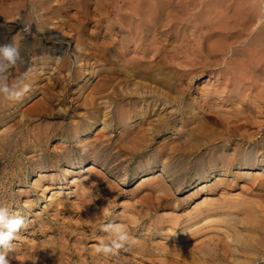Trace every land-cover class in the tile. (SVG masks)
I'll list each match as a JSON object with an SVG mask.
<instances>
[{
  "label": "rangeland",
  "instance_id": "1",
  "mask_svg": "<svg viewBox=\"0 0 264 264\" xmlns=\"http://www.w3.org/2000/svg\"><path fill=\"white\" fill-rule=\"evenodd\" d=\"M261 1L0 0V43L21 52L5 82L30 85L19 101L0 97V206L26 220L11 264H264V167H222L237 145L264 152ZM227 125L254 142L229 141ZM179 144L192 158L160 157ZM107 222L129 227L135 245L96 254Z\"/></svg>",
  "mask_w": 264,
  "mask_h": 264
},
{
  "label": "bare ground",
  "instance_id": "2",
  "mask_svg": "<svg viewBox=\"0 0 264 264\" xmlns=\"http://www.w3.org/2000/svg\"><path fill=\"white\" fill-rule=\"evenodd\" d=\"M42 1V0H41ZM44 1V0H43ZM40 2V1H39ZM261 2H263V0L261 1ZM35 3V2H34ZM48 4H51V3H48ZM39 5H40V3H39ZM46 6V5H45ZM45 6H43V7H45ZM260 6H261V4H260ZM264 6V5H263ZM37 7V6H36ZM42 7V6H41ZM47 8V7H46ZM44 11V10H43ZM45 12V11H44ZM263 13V12H262ZM263 15V14H262ZM41 20V19H40ZM46 20V19H45ZM5 22V21H4ZM48 22V21H47ZM44 23V22H43ZM45 24V23H44ZM157 24V23H156ZM6 25V24H5ZM46 25V24H45ZM264 25V24H263ZM3 26H4V24H3ZM8 26V25H7ZM11 28H13V27H11ZM50 28V27H49ZM260 28H262V27H260ZM10 29V28H9ZM14 29V28H13ZM28 29H30V28H28ZM27 29V30H28ZM45 29V28H44ZM74 29V28H73ZM26 30V29H25ZM46 30V29H45ZM65 30V29H64ZM156 30V29H155ZM260 30H262V29H260ZM0 31H2V29L0 30ZM4 31V30H3ZM20 31V30H19ZM31 31V30H30ZM50 31V30H49ZM79 31V30H78ZM158 31V30H157ZM5 33V32H4ZM27 33V32H26ZM58 33V32H57ZM25 34V33H24ZM37 34V33H36ZM35 34V35H36ZM67 34H68V32H67ZM70 34V33H69ZM264 34V33H263ZM6 36H7V32H6V34H5ZM258 35V34H257ZM262 35V33L259 35V36H261ZM37 36V35H36ZM39 36V35H38ZM58 36V35H57ZM67 36V35H66ZM69 36V35H68ZM259 36H257V37H259ZM263 36V35H262ZM1 37V36H0ZM50 37V36H49ZM54 37V36H53ZM52 37V38H53ZM70 37H71V34H70ZM7 38V37H6ZM67 38V37H66ZM73 38V37H72ZM254 38V37H253ZM253 38H251V39H253ZM2 39H3V37H2ZM11 39V38H10ZM28 39V38H27ZM36 39V38H35ZM55 39V38H54ZM62 39V38H61ZM237 39V38H236ZM255 39V38H254ZM13 40H15V39H13ZM19 40V39H18ZM17 40V41H18ZM40 40V39H39ZM89 40V39H88ZM256 40H258V39H256ZM256 40H255V43H256ZM72 41H73V39H72ZM235 41V40H234ZM251 41V40H250ZM4 42V41H3ZM217 42V41H216ZM232 42H233V40H232ZM6 43V42H5ZM22 43H24V42H22ZM36 43H38V42H36ZM86 43V42H85ZM257 43H259V42H257ZM256 43V44H257ZM19 44H20V42H19ZM43 44V43H42ZM26 45V44H25ZM29 45V44H28ZM214 44H212V46H213ZM228 45V44H227ZM230 46H233V45H231V44H229ZM255 45V44H254ZM85 46V45H84ZM212 46H210V47H212ZM226 46V45H225ZM25 48H26V46H24ZM29 47H30V45H29ZM63 47V46H62ZM62 47H61V49H62ZM100 47V46H99ZM215 47H216V45H215ZM220 47V46H219ZM227 47V46H226ZM225 47V48H226ZM38 48V47H37ZM101 48H102V46H101ZM108 48V47H107ZM225 48H224V50H225ZM236 48V47H235ZM31 49V48H30ZM43 49V48H42ZM78 49H80L81 50V48H78ZM102 49H104V47L102 48ZM228 49V48H227ZM60 50V49H59ZM74 50V49H73ZM99 50H101L100 48H99ZM212 50H213V48H211V52H212ZM218 50H219V48H218ZM21 51H23V50H21ZM29 51V50H28ZM27 51V52H28ZM33 51H34V48H33ZM62 51V50H61ZM65 51V50H64ZM228 51V50H227ZM58 52V51H57ZM84 52V51H83ZM88 52V51H87ZM210 52V53H211ZM220 52V51H219ZM223 52V51H222ZM39 53H40V51H39ZM38 53V54H39ZM45 53V52H44ZM56 53V52H55ZM61 53V52H60ZM99 53H101V52H99ZM215 53H217V52H215ZM224 53V52H223ZM238 53V52H237ZM36 54H37V52H36ZM175 54V53H174ZM226 54V53H225ZM224 54V55H225ZM231 54H232V52H231ZM30 55V54H29ZM62 55V54H61ZM60 55V56H61ZM115 55V54H114ZM215 55V54H214ZM217 55V54H216ZM31 56V55H30ZM40 56V55H39ZM52 56V55H51ZM51 56H49V57H51ZM82 56V55H81ZM26 57V56H25ZM37 57V56H36ZM42 57V56H41ZM45 57V56H44ZM49 57H45V58H49ZM59 57V56H58ZM79 56L77 55V58H78ZM85 57V56H84ZM83 57V58H84ZM88 57V56H87ZM104 57H105V55H104ZM54 58V57H53ZM57 58V57H56ZM80 58V57H79ZM78 58V59H79ZM86 58V57H85ZM38 59V58H37ZM43 59V58H42ZM52 59V58H51ZM55 59V58H54ZM60 58H58V60H59ZM76 59V58H75ZM145 59V58H144ZM144 59H142V60H144ZM32 60L33 59H31V62H32ZM35 60V59H34ZM44 60V59H43ZM47 60V59H46ZM53 60V59H52ZM57 60V61H58ZM141 60V59H140ZM139 60V61H140ZM36 61V60H35ZM42 61V60H41ZM145 61V60H144ZM30 62V61H29ZM160 62H161V60H160ZM34 63V62H33ZM37 63V62H36ZM40 63V62H39ZM64 63V62H63ZM126 63V62H125ZM124 63V64H125ZM153 63V62H152ZM30 64V63H29ZM45 64V63H44ZM84 64V63H83ZM85 64H88V63H85ZM33 65V64H32ZM79 65H81V64H79ZM153 65V64H152ZM88 66V65H87ZM116 66V65H115ZM246 66V65H245ZM249 66V65H248ZM81 67V66H80ZM79 67V68H80ZM157 67H160V66H157ZM166 67V66H165ZM254 67V66H253ZM54 68V67H53ZM56 68V67H55ZM146 68V67H145ZM151 68H152V66H151ZM158 69V68H157ZM164 69V68H163ZM163 69H161V71L163 70ZM240 69V68H239ZM87 70H88V68H87ZM120 70H121V68H120ZM137 70V69H136ZM155 70H156V68H155ZM83 71V70H82ZM62 72V71H61ZM77 73V72H76ZM127 73V72H126ZM125 74V73H124ZM109 76V75H108ZM108 76H107V78H108ZM112 76H114V75H112ZM112 76H110V77H112ZM127 76V75H126ZM116 77V76H115ZM125 77V76H124ZM123 77V78H124ZM61 78H62V76H61ZM69 79H70V77H69ZM139 79V78H138ZM172 79V78H171ZM79 80V79H78ZM82 80V79H81ZM107 80V79H106ZM112 80V79H111ZM114 80V79H113ZM112 80V81H113ZM31 81V80H30ZM62 81V80H61ZM109 81H110V79H109ZM136 81V80H135ZM104 83L106 82V81H103ZM116 82V81H115ZM55 83V82H54ZM66 83V82H65ZM77 83V82H76ZM106 83H109V82H106ZM127 84L129 83V82H126ZM125 83V84H126ZM62 84V83H61ZM114 84V83H113ZM121 84V83H120ZM126 84V85H127ZM59 85V84H58ZM108 85H110V83L108 84ZM115 85V84H114ZM119 85V84H118ZM133 85H135V84H133ZM99 86V85H98ZM104 86V85H103ZM125 86V85H124ZM55 87V86H54ZM96 87V86H95ZM107 87V86H106ZM115 86H113V88H114ZM117 87H119V86H117ZM171 87V86H170ZM111 88V87H110ZM120 88H122V87H120ZM172 88V87H171ZM93 89V88H92ZM96 89V88H95ZM84 90V89H83ZM88 91V90H87ZM99 91H101V90H99ZM136 91V90H135ZM134 91V92H135ZM138 91V90H137ZM152 91V90H151ZM61 92V91H60ZM76 92H77V90H76ZM88 93V92H87ZM122 93V92H121ZM124 93V92H123ZM128 93V92H127ZM155 93V92H154ZM156 93H158V92H156ZM155 93V94H156ZM58 94V93H57ZM89 94V93H88ZM96 94V93H95ZM105 94H107V92L106 93H104V95ZM46 95V94H45ZM54 95V94H53ZM60 95V94H59ZM76 95V94H75ZM108 95H109V93H108ZM111 95H113V94H111ZM161 96V95H160ZM53 97V96H52ZM60 97V96H59ZM40 98H43V97H40ZM39 98V99H40ZM81 98H82V96H81ZM126 98V97H125ZM50 100V99H49ZM72 100H75V99H72ZM144 100V99H143ZM40 101H42V100H40ZM58 101V100H57ZM65 101V100H64ZM77 101V100H76ZM116 101V100H115ZM158 101V100H157ZM167 101V100H166ZM52 102V101H51ZM107 102V101H106ZM154 102V101H153ZM152 102V103H153ZM156 102V101H155ZM41 103H44V102H41ZM46 103V102H45ZM111 103V102H110ZM37 104V103H36ZM45 105V104H44ZM143 105V104H142ZM154 105V104H153ZM49 106V105H48ZM86 106V105H85ZM192 106V105H191ZM42 108H43V106H41ZM45 107V106H44ZM105 107H106V105H105ZM104 107V108H105ZM142 107V106H141ZM189 107V106H188ZM264 107V106H263ZM47 108V107H46ZM65 108H67L66 106H65ZM155 108V107H154ZM153 108V109H154ZM37 109V108H36ZM40 110H41V108H39ZM185 109V108H184ZM264 109V108H263ZM31 110V109H30ZM39 110V111H40ZM43 110V109H42ZM111 110V109H110ZM155 110H156V108H155ZM260 110V109H259ZM262 110V109H261ZM260 110V111H261ZM35 111V110H34ZM39 111H37V112H39ZM103 111V110H102ZM144 111V110H143ZM188 111H189V109H188ZM49 112V111H48ZM59 112V111H58ZM107 112V111H106ZM142 112V111H141ZM146 112V111H145ZM196 112V111H195ZM32 113V112H31ZM51 113V112H50ZM148 113H149V111H148ZM191 113H193V112H191ZM203 113V112H202ZM247 113H249V112H247ZM251 113V112H250ZM254 113V112H253ZM252 113V114H253ZM258 113V112H257ZM24 114V113H23ZM27 114V113H26ZM25 114V115H26ZM30 114V113H29ZM36 114V113H35ZM220 114V113H219ZM256 114V113H255ZM41 115V114H40ZM52 115V114H51ZM50 115V116H51ZM152 115V114H151ZM200 115V114H199ZM212 115V114H211ZM226 115V114H225ZM230 115V114H229ZM245 115V114H244ZM258 115V114H257ZM182 116V115H181ZM227 116V115H226ZM32 117V116H31ZM56 117V116H55ZM153 117V116H152ZM167 117H169L168 115H167ZM184 117H185V115H184ZM247 117V116H246ZM25 118H27V117H25ZM103 118V117H102ZM197 118V117H196ZM209 118V117H208ZM220 118H221V116H220ZM219 117H217V116H211V119H214V120H216V121H218V122H220V125L222 124V123H225L222 119H220ZM242 118H244V117H242ZM248 118V117H247ZM34 119V118H33ZM37 119V118H36ZM39 119V118H38ZM60 119V118H59ZM165 119V118H164ZM55 120H56V118H55ZM94 120V119H93ZM167 120V119H166ZM244 120V119H243ZM54 121V120H53ZM141 121V120H140ZM146 121V120H145ZM165 121V120H164ZM212 121V120H211ZM232 121V120H231ZM237 121H240V120H237ZM92 122V121H91ZM222 122V123H221ZM163 123V122H162ZM177 124V123H176ZM253 124V123H252ZM169 125V124H168ZM167 125V126H168ZM205 125V124H204ZM259 125V124H258ZM184 126V125H183ZM151 127V126H150ZM191 127V126H190ZM230 126H226L225 128H227V130H228V128H229ZM244 127H245V125H235L232 129L231 128H229V131L227 132V136L229 137L228 139H229V141L232 139V138H234L235 140L237 139V138H239L238 140L239 141H241V140H245V139H247L248 140V142L249 143H252V142H254L253 140V136H250V137H248L247 138V136H245L244 134H242L243 132H242V129H244ZM162 128V127H161ZM161 128H158V129H161ZM165 128H166V126H165ZM180 128V127H179ZM197 128V127H196ZM199 128V127H198ZM91 130V129H90ZM200 131V130H199ZM198 131V132H199ZM212 131V130H211ZM152 133V132H151ZM161 133V132H160ZM203 133V132H202ZM200 134V133H199ZM205 134V133H204ZM56 135V134H55ZM61 135V134H60ZM147 135V134H146ZM174 135V134H173ZM211 135V134H210ZM218 134H216V136H217ZM221 135V134H220ZM57 136V135H56ZM59 136V135H58ZM57 136V137H58ZM178 136V135H177ZM202 136H206V134L205 135H202ZM148 137V136H147ZM156 137V136H155ZM154 137V138H155ZM168 137V136H167ZM171 137H172V135H171ZM201 137V136H200ZM208 137V136H207ZM220 137V136H219ZM86 138V137H85ZM193 138V137H192ZM214 138V137H213ZM259 138V137H258ZM135 139V138H134ZM151 139V138H150ZM211 139V138H210ZM210 139H208V141H206V142H204L203 143V147H205V148H208L209 146H212V147H214V146H216V144H215V142H216V140L217 139H214V140H210ZM92 140V139H91ZM110 140V139H109ZM174 140V139H173ZM19 141V140H18ZM61 141V140H60ZM147 141H148V139H147ZM86 142H87V140H86ZM146 142V141H145ZM169 142V141H168ZM171 142V141H170ZM173 142V141H172ZM189 141H187L186 143H188ZM191 142V141H190ZM135 143V142H134ZM151 143H153V142H151ZM192 143V142H191ZM200 143V142H199ZM230 143V142H229ZM17 144V143H16ZM159 144V143H158ZM162 144V143H161ZM166 144H167V142H166ZM190 144V143H189ZM148 145V144H147ZM169 145H171V144H169ZM191 145V144H190ZM248 145V144H247ZM85 146V145H84ZM124 146V145H123ZM131 146V145H130ZM158 146V145H157ZM184 145H181V144H179V145H177V146H174V147H172V148H165L164 149V151H160V157L162 156L163 158H166V160H168L169 159V157H171V156H174V155H182V156H186V157H191L193 154H195V152L194 151H192L191 153H186L187 151H186V147H183ZM198 146V145H197ZM234 146V145H233ZM103 147V146H102ZM119 147V146H118ZM165 147V146H164ZM128 148V147H127ZM137 148V147H136ZM160 148V147H159ZM162 148V147H161ZM189 148V147H188ZM78 149V148H77ZM121 149V148H120ZM124 149V148H123ZM131 149H133V148H131ZM131 149H129V150H131ZM158 149V148H157ZM137 150V149H136ZM139 150V149H138ZM86 152V151H85ZM120 152V151H119ZM123 152V151H122ZM1 153V152H0ZM250 152H247L246 150H244L243 148H241L239 145H237V148L234 150V152L231 154V156L229 157V158H225L224 159V162H223V168H224V171H226V169H228V170H230V168L231 167H235V166H238L239 168L241 167L243 170H256V169H258L259 167L258 166H263L264 167V152H260V156H258L259 158L257 159L256 158V156H253L254 158H250L251 156H249V155H247V154H249ZM256 153H258V155H259V150H257L256 149ZM30 154V153H29ZM128 154V153H127ZM131 154V153H130ZM253 154V153H252ZM13 155V154H12ZM94 155V154H93ZM254 155H256L255 154V151H254ZM135 156V155H134ZM93 158V157H92ZM125 158V157H124ZM129 158V157H128ZM192 158V157H191ZM177 159V158H176ZM36 161V160H35ZM160 161H161V158H160ZM175 161V160H174ZM218 161H219V158L218 159H215V160H213V162H212V166L213 167H216V166H214V165H216L217 163H218ZM37 162V161H36ZM177 162V161H176ZM166 163V162H165ZM14 164V163H13ZM116 164V163H115ZM162 164V163H161ZM185 164V163H184ZM190 164V163H189ZM73 165V164H72ZM8 166V165H7ZM91 166V165H90ZM253 167V168H252ZM93 168V167H92ZM223 168H221V169H218V170H213L214 172L213 173H215V172H219V171H222L223 170ZM62 169V168H61ZM82 169V168H81ZM162 169V168H161ZM77 170V169H76ZM102 170H103V168H102ZM105 170V169H104ZM110 170V169H109ZM156 170V169H155ZM206 170V169H205ZM240 170V169H239ZM74 171V170H73ZM164 171V170H163ZM211 171V170H210ZM242 171V170H241ZM125 172V171H124ZM180 172V171H179ZM187 172H188V170H187ZM251 172V171H250ZM254 172V171H253ZM252 172V173H253ZM263 172V171H262ZM52 173V172H51ZM104 173V172H103ZM169 173V172H168ZM177 173V172H176ZM212 173V174H213ZM77 174V173H76ZM146 174V173H145ZM69 175V174H68ZM128 175H129V173H128ZM153 175V174H152ZM53 176V175H52ZM261 176V175H260ZM128 177V176H127ZM174 177V176H173ZM172 177V178H173ZM219 177V176H218ZM239 177V176H238ZM26 178V177H25ZM91 178V177H90ZM129 178V177H128ZM145 178V177H144ZM163 178V177H162ZM92 179V178H91ZM65 180V179H64ZM94 180V179H93ZM141 180V179H140ZM155 180V179H154ZM167 180V179H166ZM210 180V179H209ZM251 180V179H250ZM97 181V180H96ZM76 182V181H75ZM106 182V181H105ZM140 182V181H139ZM239 182V181H238ZM237 182V183H238ZM79 183V182H78ZM168 183V182H167ZM178 183V182H177ZM185 183V182H184ZM73 184V183H72ZM195 184H196V182H193L192 183V185H193V187L195 186ZM83 185V184H82ZM171 185V184H170ZM245 185V184H244ZM249 185V184H248ZM233 186V185H232ZM238 186H240V185H238ZM250 186V185H249ZM260 186H262V185H260ZM171 187V186H170ZM246 187V186H245ZM187 188V187H186ZM12 189V188H11ZM60 189V188H59ZM196 189V188H195ZM236 189V188H235ZM244 189V188H243ZM252 189V188H251ZM13 190H14V188H13ZM89 190V189H88ZM138 190V189H137ZM194 190V189H193ZM240 190V189H239ZM260 190H262V188H260ZM174 191V190H173ZM180 191V190H179ZM231 192V191H230ZM237 192V191H236ZM91 193V192H90ZM144 193V192H143ZM173 193H175V191L173 192ZM76 194V193H75ZM148 194V193H147ZM147 194H145L144 196H146ZM239 194H240V192H239ZM93 195V194H92ZM131 195V194H130ZM149 195V194H148ZM252 195V194H251ZM70 196V195H69ZM109 196V195H108ZM152 196V195H151ZM151 196H149V197H151ZM237 196V195H236ZM242 196H243V194H242ZM241 196V197H242ZM261 196V195H260ZM74 197V196H73ZM138 197V196H137ZM140 197H141V194H140ZM204 197V196H203ZM222 197V196H221ZM248 197H249V195H248ZM134 198V197H133ZM143 198V197H142ZM141 198V199H142ZM146 198H147V196H146ZM207 198V197H206ZM212 198V197H211ZM244 198V197H243ZM72 199V198H71ZM154 199V198H153ZM178 199V198H177ZM106 200V199H105ZM128 200V199H127ZM130 200V199H129ZM193 200V199H192ZM212 200V199H211ZM246 200V199H245ZM80 201V200H79ZM146 201H148V200H146ZM151 201V200H150ZM154 201V200H153ZM162 201V200H161ZM164 201V200H163ZM237 201H240V200H237ZM102 202H104V201H102ZM137 202V201H136ZM178 202H180V201H178ZM197 202V201H196ZM220 202V201H219ZM143 203V202H142ZM162 204V203H161ZM237 204H238V202H237ZM258 204H260V202L258 203ZM68 205V204H67ZM105 205V204H104ZM127 205V204H126ZM139 205V204H138ZM150 205V204H149ZM178 205V204H177ZM236 205V204H235ZM145 206V205H144ZM187 206V205H186ZM228 206V205H227ZM226 206V207H227ZM237 206V205H236ZM245 206V205H244ZM65 207V206H64ZM141 207V206H140ZM159 207V206H158ZM222 207V206H221ZM235 207V206H234ZM246 207V206H245ZM249 207V206H248ZM245 208V209H249V208ZM256 207V206H255ZM259 207V206H258ZM146 208V207H145ZM153 208H154V206H153ZM187 208V207H186ZM219 208H220V204H219ZM229 208V207H228ZM86 209V208H85ZM147 209V208H146ZM149 209V208H148ZM147 209V210H148ZM223 209H224V207H223ZM98 210V209H97ZM125 210V209H124ZM126 210H128L129 211V209H126ZM136 210V209H135ZM242 210V209H241ZM131 211V210H130ZM158 211V210H157ZM163 211V210H162ZM224 211V210H223ZM243 211H245V210H243ZM242 211V212H243ZM262 211V210H261ZM67 212V211H66ZM120 212H123V211H120ZM125 212H127V211H125ZM136 212V211H135ZM160 212V211H159ZM208 212V211H207ZM236 212V211H235ZM258 212H260V211H258ZM70 213V212H69ZM114 213V212H113ZM164 213V212H163ZM212 213V212H211ZM226 213V212H225ZM230 213V212H229ZM232 213V212H231ZM255 213H256V211H255ZM77 214V213H76ZM134 214V213H133ZM181 214V213H180ZM199 214V213H198ZM207 214V213H206ZM243 214H245V213H243ZM259 214V213H258ZM87 215H89V214H87ZM131 215H132V212H131ZM179 215V214H178ZM224 215V214H223ZM229 215V214H228ZM114 216V215H113ZM138 216V215H137ZM262 216V215H261ZM260 216V217H261ZM123 217V216H122ZM178 217V216H177ZM180 217V216H179ZM187 217V216H186ZM204 217V216H203ZM214 217V216H213ZM217 217V216H216ZM220 217V216H219ZM225 217V216H224ZM227 217V216H226ZM135 218H138V217H135ZM238 218V217H237ZM109 219V218H108ZM132 219V218H131ZM130 219V220H131ZM139 219V218H138ZM141 219V218H140ZM152 219V218H151ZM150 219V220H151ZM159 219H160V217H159ZM195 219V218H194ZM207 219H209L208 217H207ZM206 219V220H207ZM219 219H221V218H219ZM219 219H217V221L219 220ZM83 220V219H82ZM136 220V219H135ZM147 220V219H146ZM153 220V219H152ZM151 220V221H152ZM172 220H173V218H172ZM175 220V219H174ZM205 220V221H206ZM233 220V219H232ZM150 221V222H151ZM157 221V220H156ZM159 221V220H158ZM161 221H162V219H161ZM170 221V220H169ZM191 221H193V220H191ZM230 221V220H229ZM235 221V220H234ZM239 220H237V222H238ZM255 221V220H254ZM83 222V221H82ZM183 222V221H182ZM187 222V221H186ZM202 222V221H201ZM221 222H223V220H221ZM225 222H227V221H225ZM232 222V221H231ZM86 223V222H85ZM124 223V222H123ZM144 223H145V221L143 222V225H144ZM148 223V222H147ZM153 223V222H152ZM156 223V222H155ZM154 223V224H155ZM162 222H160V224H161ZM214 223V222H213ZM228 223V222H227ZM251 223V222H250ZM103 224V223H102ZM121 224V223H120ZM127 224V223H126ZM139 224V223H138ZM169 224V223H168ZM253 224V223H252ZM60 225V224H59ZM128 225V224H127ZM148 225V224H147ZM151 225V224H150ZM149 225V226H150ZM198 225V224H197ZM224 225V224H223ZM237 225V224H236ZM43 226V225H42ZM67 226V225H66ZM126 226V225H125ZM161 226V225H160ZM169 226V225H168ZM188 226V225H187ZM211 227H212V225H210ZM220 226V225H219ZM243 226V225H242ZM99 227V226H98ZM156 227V226H155ZM154 227V228H155ZM177 227V226H176ZM195 227V226H194ZM205 227V226H204ZM204 227H203V229H204ZM208 227V226H207ZM215 227V226H214ZM227 227V226H226ZM225 227V228H226ZM84 228V227H83ZM136 228V227H135ZM142 228V227H141ZM188 228V227H187ZM197 229H196V231L198 230V227H196ZM200 228V227H199ZM210 228V227H209ZM208 228V229H209ZM217 228V227H216ZM229 228V227H228ZM240 227L238 226V229H239ZM74 229V228H73ZM78 229V228H77ZM128 229H130L129 227H128ZM181 229V228H180ZM189 229V228H188ZM207 229V228H206ZM237 229V228H236ZM75 230V229H74ZM87 230V229H86ZM211 230V229H210ZM214 230V229H213ZM38 231V230H37ZM96 231V230H95ZM137 231V230H136ZM153 231V230H152ZM192 231H193V229H192ZM236 231H238V230H236ZM245 231V230H244ZM77 232V231H76ZM98 232V231H97ZM100 232V231H99ZM130 232V231H129ZM159 232V231H158ZM166 232V231H165ZM175 232V231H174ZM210 232V231H209ZM239 232V231H238ZM242 232V231H241ZM53 233V232H52ZM93 233V232H92ZM205 233V232H204ZM244 233V232H243ZM96 234H98V233H96ZM174 234V233H173ZM196 234V233H195ZM199 234H200V232H199ZM207 234V233H206ZM224 234V233H223ZM201 235V234H200ZM249 235V234H248ZM207 237H209L208 235H206ZM212 236L214 237L215 235H213L212 234ZM256 236V235H255ZM64 237H65V235H64ZM138 237V236H137ZM140 237V236H139ZM181 237V236H180ZM246 237V236H245ZM75 238V237H74ZM178 238V237H177ZM210 238V237H209ZM215 238V237H214ZM217 238V237H216ZM223 238V237H222ZM77 240H78V238H76ZM174 239V238H173ZM201 239H202V237H201ZM207 239V238H206ZM146 240H147V238H146ZM175 240V239H174ZM212 240V239H211ZM242 240V239H241ZM255 240V239H254ZM178 241V240H177ZM203 241H204V239H203ZM209 241V240H208ZM243 241V240H242ZM249 241H251L250 239H249ZM253 241V240H252ZM170 242V241H169ZM186 242V241H185ZM201 242V241H200ZM199 242V243H200ZM214 242V241H213ZM240 242V241H239ZM143 243V242H142ZM142 243H141V245H142ZM149 243V242H148ZM163 243V242H162ZM192 243H195V242H192ZM191 242H190V244H192ZM203 243V242H202ZM217 243V242H216ZM69 244V243H68ZM156 244H157V242H156ZM187 244H189V243H187ZM189 244V246H191ZM204 244V243H203ZM201 245V246H205V247H207L206 245ZM210 244V243H209ZM244 244V243H243ZM254 244V243H253ZM252 244V245H253ZM135 245V244H134ZM195 244H193V246H194ZM199 245V244H198ZM238 245V244H237ZM237 245H235V246H237ZM150 246V245H149ZM182 246V245H181ZM193 246H191L190 248H192ZM196 246V245H195ZM249 246V245H248ZM153 247V246H152ZM156 247H157V245H156ZM212 247V246H211ZM189 248V247H188ZM189 248V249H190ZM197 249H198V247H196ZM204 248V247H203ZM224 248V247H223ZM248 248V247H247ZM134 249V248H133ZM159 249V248H158ZM212 249H213V247H212ZM211 249V250H212ZM218 249V248H217ZM127 250V249H126ZM137 250V249H136ZM156 250V249H155ZM193 250H194V247H193ZM200 250H202L203 251V249H200ZM199 249L196 251V252H198V251H200ZM206 250V249H205ZM209 250V249H208ZM153 251H154V249H153ZM169 251V250H168ZM252 251V250H251ZM140 252V251H139ZM143 252H144V250H143ZM161 252V251H160ZM170 252V251H169ZM180 252H182V251H180ZM205 252V251H204ZM238 252V251H237ZM244 252V251H243ZM75 253V252H74ZM148 253V252H147ZM150 253V252H149ZM156 253V255H157V252H155ZM167 253V252H166ZM174 253V252H173ZM190 253V252H189ZM199 253V252H198ZM242 252L240 251V254H241ZM145 254V253H144ZM191 254V253H190ZM196 255H197V253H195ZM200 254V253H199ZM201 254H202V252H201ZM200 254V255H201ZM10 255V254H9ZM149 255V254H148ZM180 254H179V251H178V256H179ZM182 255V254H181ZM180 255V256H181ZM194 255V254H193ZM192 255V256H193ZM203 255H204V253H203ZM177 256V258L179 259V257ZM191 256V257H192ZM195 256V255H194ZM241 256H243V255H241ZM261 256H263V255H261ZM139 257V256H138ZM145 257V256H144ZM148 257V256H147ZM154 257V256H153ZM190 257V258H191ZM166 258H168V257H166ZM177 258H176V261H178L177 260ZM196 258V257H195ZM195 258H193L192 257V260L193 259H195ZM205 258V257H204ZM203 258V259H204ZM240 258V257H239ZM263 258V257H262ZM140 259V258H139ZM146 259V258H145ZM170 259H173V258H170ZM32 260V259H31ZM175 260V259H174ZM190 260V259H189ZM19 261V260H18ZM106 261H107V259H106ZM195 261H198V260H195ZM238 261V260H237ZM243 261V260H242ZM189 262H191V261H189ZM189 262H188V264H189ZM227 262V261H226ZM230 262V261H229ZM228 262V263H229ZM239 262H241L240 260H239ZM30 263V262H29ZM122 263V262H121ZM157 263H159V262H157ZM177 263V262H176ZM179 263V262H178ZM198 263H199V261H198ZM205 263H206V261H205ZM225 263V262H224ZM25 264V263H24ZM27 264V263H26ZM123 264V263H122ZM161 264V263H160ZM170 264V263H169ZM181 264H183V263H181ZM185 264V263H184ZM192 264V263H191ZM194 264H196V263H194ZM217 264V263H216ZM241 264V263H240ZM256 264V263H255Z\"/></svg>",
  "mask_w": 264,
  "mask_h": 264
},
{
  "label": "clouds",
  "instance_id": "3",
  "mask_svg": "<svg viewBox=\"0 0 264 264\" xmlns=\"http://www.w3.org/2000/svg\"><path fill=\"white\" fill-rule=\"evenodd\" d=\"M21 61V52L15 42L0 43V97L9 101H19L29 91L30 85L22 88L18 85L11 87L5 82L4 73L14 68ZM26 226L25 217L12 212L8 207L0 206V264H11L9 254L14 251L13 241L20 230ZM100 231L108 236L107 242L99 241L94 251L103 257H115L122 249L136 243L124 224L107 222L100 225Z\"/></svg>",
  "mask_w": 264,
  "mask_h": 264
}]
</instances>
